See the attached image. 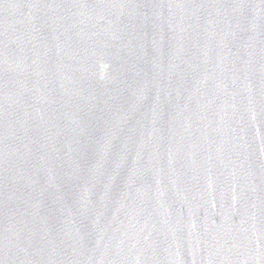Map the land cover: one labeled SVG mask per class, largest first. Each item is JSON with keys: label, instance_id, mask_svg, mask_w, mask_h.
Returning a JSON list of instances; mask_svg holds the SVG:
<instances>
[{"label": "water", "instance_id": "1", "mask_svg": "<svg viewBox=\"0 0 264 264\" xmlns=\"http://www.w3.org/2000/svg\"><path fill=\"white\" fill-rule=\"evenodd\" d=\"M0 264H264V0H0Z\"/></svg>", "mask_w": 264, "mask_h": 264}]
</instances>
